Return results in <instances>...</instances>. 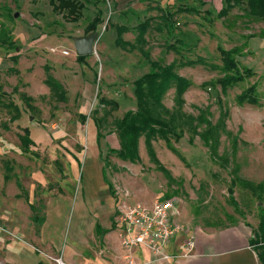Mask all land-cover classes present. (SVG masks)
Segmentation results:
<instances>
[{
    "label": "rangeland",
    "instance_id": "obj_1",
    "mask_svg": "<svg viewBox=\"0 0 264 264\" xmlns=\"http://www.w3.org/2000/svg\"><path fill=\"white\" fill-rule=\"evenodd\" d=\"M94 2L88 0L80 21L72 23L53 13L45 0H0V22L11 29L13 40L16 26L53 36L56 41L50 46L70 55L63 61L76 57L73 40L87 37V25L97 11L102 13L88 62L67 64L66 102L53 97L44 84L49 73L44 56L26 51L19 56L24 67L21 77L0 75V93L21 113V119L11 122L14 112L0 109V216L19 210L25 202L18 201L22 196H14L30 191L16 186L19 177L23 175L25 181H21L30 186L32 176L42 179L63 175L57 163L88 157L89 137L94 139L90 144L97 148L94 159L107 161L105 171L113 189L128 192L141 203L149 201L152 206L171 200L181 205L185 220L203 229L253 223L264 216V22L250 18L241 7L219 17L222 0H139L123 8L110 0ZM7 9L12 21L5 19ZM147 20L150 24L141 47L151 61L161 66L175 62L177 75L191 84L183 95L182 106L176 104L174 88L162 100L170 112L192 118L179 121L174 135L172 132L168 136L176 153L160 138L152 143L155 157L168 176L151 160L143 138L139 140L138 162H123L113 153L119 150L115 122L126 112L135 111L133 83L150 71L149 62L139 52L141 47L135 43V27ZM119 26L127 27L123 40L133 49L115 46V29ZM15 44L22 48L18 40ZM220 49H236L239 69L252 72V76L225 91L216 84L223 76ZM43 52L50 57L59 55ZM10 54L15 55L13 51ZM253 85L257 104L238 105L236 98ZM27 88L35 95L30 102L21 97L27 95ZM201 114L218 128L216 151L199 137L206 130V125L197 121ZM25 126L32 127L36 144L23 152L18 136ZM89 166L84 160L76 187L81 181L82 187L86 184ZM30 202L36 227L43 217V206L35 199ZM0 228L2 235L17 237L7 227ZM44 250L33 245L31 251L45 264H52ZM3 255L0 253V264H9L10 258Z\"/></svg>",
    "mask_w": 264,
    "mask_h": 264
},
{
    "label": "crops",
    "instance_id": "obj_2",
    "mask_svg": "<svg viewBox=\"0 0 264 264\" xmlns=\"http://www.w3.org/2000/svg\"><path fill=\"white\" fill-rule=\"evenodd\" d=\"M137 1L139 0H113L112 3L123 8L134 5ZM13 36V41L18 40L22 48L16 49L17 53L13 56L0 48V75L21 74V77L24 67L19 56L27 51L28 54L45 57L44 66L66 92L65 87L68 84L65 78L68 77H64V74L68 65L76 63L75 55L72 59L63 61L62 58L70 55L63 56L59 49L50 46L56 41V38L50 35L23 30V27L16 26ZM43 50L59 55L48 57ZM51 50L57 52L52 53ZM16 55L18 59L14 62L12 59ZM43 87L46 88L44 85ZM29 89L25 91L26 97L33 99L35 95L30 93ZM25 128L29 130L30 139L35 143L36 141L32 139L34 137L32 127ZM77 132L82 136L81 131ZM89 139L94 140L91 137ZM90 143L87 144L90 150L88 157L57 163L59 167L61 164L63 175L54 174L42 179L39 176H32L33 182L29 181L30 186L29 183L26 186V183L21 181L24 179L21 178L23 175L19 177L16 186L30 190L28 193L26 191L14 193L15 197L22 196L18 201L21 200L22 203L24 200V207L17 211H7L4 216H0V226L7 227L15 237H19L11 239L0 232V253L10 258L9 264L44 263L42 259L33 255L31 251L33 245L44 247L50 259H61L63 264H130L126 252L120 245L121 226L115 220L116 210L123 204L144 203L133 198L128 192L120 193L113 189L114 186L106 175L105 162L94 159L97 148ZM84 160H88L90 165L87 167L89 170L85 179L86 184L82 187L81 181L80 186L76 187L75 181L79 180ZM31 199L37 200L43 206V217L36 227L32 223L37 219L31 216ZM144 205L151 207L149 201ZM174 206L173 220L180 225L181 230L166 246V254L171 256V259L155 263L146 249L137 247L130 252V259L134 264H261L254 247L250 244L257 233L260 219L253 223L240 222L220 229H203L196 227L192 221L185 220L181 205ZM189 241H192L193 247L187 252L185 247Z\"/></svg>",
    "mask_w": 264,
    "mask_h": 264
},
{
    "label": "trees",
    "instance_id": "obj_3",
    "mask_svg": "<svg viewBox=\"0 0 264 264\" xmlns=\"http://www.w3.org/2000/svg\"><path fill=\"white\" fill-rule=\"evenodd\" d=\"M51 7L52 12L61 14V16L72 23H77L82 18V12L84 10V3L88 0H45ZM103 0H95V3L102 2ZM113 1V0H110ZM223 7L219 11V17H225L230 11L235 8L241 7L250 18L258 19L264 22V0H222ZM5 19L12 21L11 12L7 9L5 12ZM102 13L97 11L95 17L89 22L85 29V34L89 35L95 33L97 28L102 24ZM150 21L147 20L142 24L136 26L137 36L135 43L139 47L143 46L147 29ZM115 46L123 50L130 47L133 49V45L125 42L123 36L128 33L127 27H116ZM12 31L7 27L4 22H0V48L6 53L16 52L19 49L15 41L12 39ZM139 52L149 62L150 71L138 78L133 83V96L136 102L135 111L126 112L121 119L115 122V131L119 140V150L114 151L117 158L123 162H129L134 164L140 160L139 158V140L144 139V146L152 161L158 166L161 172L167 176L168 172L159 165L154 150L153 141L161 139L165 141L171 151L176 153L169 144L168 136L172 134L173 129L179 121L188 119L184 115L170 112L163 104L162 100L168 90L174 88L176 95V104L182 106L184 103L183 95L187 89L191 86L188 80L180 77L175 72V62L161 66L156 62L150 60L148 54L144 51L143 47L139 48ZM222 62L223 76L216 81L222 91L227 88L233 87L244 81L245 78L252 76L250 70H240L235 56L237 50H219ZM87 56H76V61L79 64H84ZM18 55L13 57V61L16 62ZM198 62V61H197ZM200 63V62H199ZM193 63H189L191 65ZM48 72L49 69L45 67ZM44 84L48 87L51 95L60 102H66L65 90L62 85L55 80L49 73L46 75ZM15 90V89H14ZM24 102H30L31 99L26 96H21ZM104 104V101H101ZM238 105L249 104L256 105L257 100L255 97V86L249 87L244 93L236 98ZM0 109L7 110V112H14V116L10 121L15 122L20 118V110L12 101H5L3 94L0 93ZM192 120V118L188 119ZM199 124H205L206 130L199 135L205 145L210 146L216 151L218 143V128L212 126L210 122L206 121L202 114L197 118ZM174 135V132H173ZM19 142L23 152L29 150L33 142L30 139L29 130L27 128L22 130V134L18 136ZM105 167L108 165L106 160ZM251 246L254 247L257 258L261 264H264V216L261 215L257 233L254 235V239L250 241ZM39 264H44L40 262Z\"/></svg>",
    "mask_w": 264,
    "mask_h": 264
},
{
    "label": "built area",
    "instance_id": "obj_4",
    "mask_svg": "<svg viewBox=\"0 0 264 264\" xmlns=\"http://www.w3.org/2000/svg\"><path fill=\"white\" fill-rule=\"evenodd\" d=\"M55 53V50H51ZM61 55L68 56L62 51ZM174 202L171 200L155 202L150 208L138 205H120L116 210V223L121 226L120 245L126 252L130 264V252L134 248L146 249L155 263L171 259L166 254V246L180 232L181 227L174 220ZM192 241L187 242L185 249L189 252ZM55 264H63L61 259H51Z\"/></svg>",
    "mask_w": 264,
    "mask_h": 264
},
{
    "label": "water",
    "instance_id": "obj_5",
    "mask_svg": "<svg viewBox=\"0 0 264 264\" xmlns=\"http://www.w3.org/2000/svg\"><path fill=\"white\" fill-rule=\"evenodd\" d=\"M17 15H14L16 18ZM97 41V35L92 33L83 39H74L73 47L75 50L76 56H89L93 53V47Z\"/></svg>",
    "mask_w": 264,
    "mask_h": 264
}]
</instances>
